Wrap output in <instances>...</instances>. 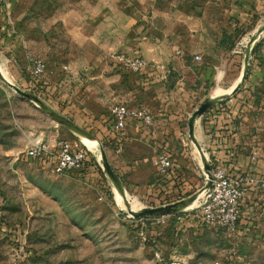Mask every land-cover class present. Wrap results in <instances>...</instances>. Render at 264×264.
I'll use <instances>...</instances> for the list:
<instances>
[{
  "label": "rangeland",
  "instance_id": "rangeland-1",
  "mask_svg": "<svg viewBox=\"0 0 264 264\" xmlns=\"http://www.w3.org/2000/svg\"><path fill=\"white\" fill-rule=\"evenodd\" d=\"M116 1L127 4L128 9L143 10L148 5L149 12H162L154 20L156 24L150 26L149 41L142 40L147 32L139 24L127 35L132 41L127 49L109 52L106 47L115 46L117 40L94 44L93 39H88L90 32L84 33L78 27L80 12L92 15L93 0H0V136L6 148L23 151L30 143L44 142L40 134L52 129L59 140L77 142L89 153L93 166L103 165L102 148L115 172L111 159L115 149L107 147L100 133L83 122L85 114L79 111L85 101L90 108L88 116L96 119L102 114L112 121V110L118 105L145 108L143 103L138 105L136 98L130 99L128 94L134 87L125 84L129 74L119 69L120 56H139L155 73L152 81L166 76L161 81L169 83L168 91L190 96L186 104L189 113L183 114L181 122V146H177L183 155L174 154L178 150L175 145L168 148L172 159L182 166L183 177L162 192L152 187L163 183L154 161L164 149H155L156 155L145 162L150 176L141 188H132L125 174L115 173L123 187L122 204L117 197L119 191L104 171L56 175L22 161V155L17 160L12 152L0 153V193L6 204L0 215V264H264V192L259 194L260 202L257 198L255 204H250L246 197L242 201L243 211H250L246 220L251 225L245 234L235 236L208 227L196 230L188 222L179 221L178 213L139 215L144 208L172 205L183 195L193 200L191 207L198 210L207 179L198 149L189 138V119L218 90H234L246 69L248 76L239 90L216 99L246 102L251 94L253 103L262 109L249 116L248 124L256 136L251 149L255 148L254 156L264 161V33L250 44L264 27V8L263 17L247 20L240 27L232 20L223 21L220 44L204 51H186L184 64L167 62L155 66L149 63L148 52L143 53L142 41L149 47L159 43L161 50L151 53L166 61L181 56L174 46L189 26L194 34L214 31L215 19L209 18L205 1ZM196 55L201 56V61H195ZM38 60L45 64L41 77L33 73ZM7 77L22 92L40 98L42 104L14 91ZM48 95L55 96L57 104L51 103ZM72 105L74 109L66 110ZM205 118L198 120V127L204 126ZM60 119H68L89 133L90 140L60 124ZM91 146L98 152H93ZM133 201L140 204V210H130Z\"/></svg>",
  "mask_w": 264,
  "mask_h": 264
},
{
  "label": "crops",
  "instance_id": "crops-1",
  "mask_svg": "<svg viewBox=\"0 0 264 264\" xmlns=\"http://www.w3.org/2000/svg\"><path fill=\"white\" fill-rule=\"evenodd\" d=\"M140 1L149 4V0ZM204 1L205 10L209 18L215 19V22L213 23L214 31L212 32V30H208L204 33L194 34L193 29L189 26L188 32L183 34L185 36H182L181 38L179 37L180 40H178L177 44L174 46V48L179 50L181 56H176L171 59L169 58V61L161 58L158 54L155 55L153 52L151 53V51L161 50L159 43H156L154 45L155 47H149L148 43L142 41L143 53L144 51L146 53L148 52L147 54L149 57L147 58L149 59V63L152 62L155 66L165 65L167 62L184 64V62H186L184 58L187 56L186 51H189L190 49L204 51L211 46L213 47L220 44V41L218 40L219 31L222 29L223 24L221 25V23H223V21L225 22L226 19H229L230 21L232 20L233 25L235 24L236 27H240L247 20L251 21L252 18L263 17L262 8H264V0ZM126 5H119L116 0H93L91 5L92 15L87 16L80 12L78 15L80 24L78 27L84 31V33L90 32L88 39H93L92 42L96 45H100L103 42L107 43V41L112 42L117 40L115 46L106 47L109 52L113 50L116 52L121 48L127 49L132 42L127 35H130L134 27L139 26V24L143 29H146L147 32L146 34H143L142 40L149 41L151 36L150 26L156 24L154 20L158 16H161L162 12L151 10L150 13L148 5H146L143 10L134 8L128 9ZM78 9L80 8L77 6V10ZM146 21L147 23H145ZM87 29L88 31H86ZM162 46H164V44ZM162 48H165V46ZM154 75L155 73H152V68L150 67L141 75L130 74L126 76L127 81L125 82V84L133 85L134 87V90L128 94L130 95V99L136 98L138 105H141L139 103H143L145 108L152 113L154 121L149 127H145L136 121L130 120L127 123L124 133L117 136L112 132V121H108L106 115L101 114L97 116L96 119L95 116H88L87 113H89L90 108L85 101L82 103L83 110L79 111L78 108L81 115H87L83 116V122L87 123L91 129H95L100 133V137L103 139V142L107 147L115 149L111 155V159H113L114 162L112 165L114 164L113 168L115 173L118 174L119 172L125 174L130 186L132 188L136 187L137 189L139 187L135 185H140L141 188L147 184L150 176V169L145 165V162L151 157V155L155 154V149L163 148L164 150L161 153L166 152L172 158L173 155L168 148L170 146H173L174 148L175 146H181V143H179V138H181V122L183 121V114L189 113V107H187L186 104L188 103V98H190V96H187L186 93L180 95L177 91H168V87H170L169 83L161 81L166 78V76H163L160 81H152L155 79ZM6 81L11 84L7 79ZM51 88L52 91L57 90L55 87ZM48 96L51 103L55 102L57 104L55 96ZM218 97L223 96L215 95L212 100L215 101ZM247 98H249V100L246 102L242 101V99H234L233 103L231 101L230 103H227L226 106H219L217 111L211 109L210 112L204 115L207 117L209 130L217 132L219 140L214 137L212 132L208 133L203 124L198 127L199 119L196 121L194 130L195 140H191L190 135L189 138L198 149L202 163L204 161H210L212 154L218 159L225 160L228 155L237 152L238 157L235 164L238 171H242V174L252 173L258 176H264V161H261L254 156V154H256L255 148L251 149V147L256 144V136L254 135L253 129H251V125L248 124L250 114L258 112L259 110L261 111L262 109L253 103L251 94L248 95ZM220 103H223V101ZM220 103L217 105H220ZM169 104H172L171 108L168 106ZM68 105H70V102H68ZM72 108L74 109L73 105L72 107L68 106L66 110ZM45 134L42 135L41 133L39 138L47 145L48 152L41 159H32L24 155L26 147L33 143L27 145L23 151L20 148L11 150V148H6L7 143L1 136L0 153L5 155L12 152V154L17 156V160H19L22 155V161L25 160L31 162L32 164L41 167L43 170L51 172V167L56 158L57 143L59 139L55 130L51 129L50 131L45 132ZM117 139H119L124 145V150L120 154L116 153ZM177 149L178 150L174 152V154L179 156L181 153L183 155L182 150L179 147H177ZM172 161L175 166V174L174 171H171L168 175L162 176L163 183L152 186L159 187L158 191L160 192L166 190L170 184L175 183V180H178V177L182 176V166H180V163H177L178 161L176 159H172ZM175 191H178V188H175ZM183 194L184 193H182V195ZM259 194L258 191L249 189L245 196L246 199H244L245 201H249L250 204H255ZM188 198L189 197L185 198L183 195V197L177 199L176 203L181 201L189 202V205H186L185 209L178 213V220L188 222L190 227L199 230L201 226H199L198 220L196 219L197 210L194 209L195 207H191L193 200H188ZM258 202H260L259 198ZM5 205V198L0 193V215L5 209ZM242 207H244V205L241 206L238 233L236 235H240L241 233L245 234L248 230L247 228L251 225V223L246 220V215H250V211L244 212ZM246 207L248 208L249 206L246 205ZM250 210H253V208L250 207Z\"/></svg>",
  "mask_w": 264,
  "mask_h": 264
},
{
  "label": "built area",
  "instance_id": "built-area-1",
  "mask_svg": "<svg viewBox=\"0 0 264 264\" xmlns=\"http://www.w3.org/2000/svg\"><path fill=\"white\" fill-rule=\"evenodd\" d=\"M195 61H201V56L196 55ZM148 68L147 61L142 57H119V69L125 74L141 75ZM43 61H35L34 75L41 77L45 73ZM111 130L117 136L124 133L128 121H136L145 127L153 124L152 113L146 108H130L125 105H118L112 110ZM124 150L123 143L117 139L116 153L120 154ZM48 152L45 143H35L24 152L26 157L41 159ZM87 152L77 143L69 140H58L55 162L51 167V172L62 175L71 171H81L86 161ZM212 165L211 160L209 161ZM154 166L160 176H166L175 170L172 158L166 152L157 156ZM206 174V173H205ZM212 185L206 190L203 202L198 207L196 219L201 227H208L218 231H223L228 235L238 233V222L241 215V203L249 189L264 192V177L246 173L235 176L228 170L211 166ZM208 180V176L206 175Z\"/></svg>",
  "mask_w": 264,
  "mask_h": 264
},
{
  "label": "water",
  "instance_id": "water-1",
  "mask_svg": "<svg viewBox=\"0 0 264 264\" xmlns=\"http://www.w3.org/2000/svg\"><path fill=\"white\" fill-rule=\"evenodd\" d=\"M264 33V27L260 30L257 31L256 35H254V37L251 39L250 44H254L256 42V40ZM246 62H248V60H246ZM248 76V69H246V71L244 72L242 79H241V83L231 92V93H236L239 88L241 87V85L244 83V81L247 79ZM11 88L16 91L18 94H20L21 96H23L25 99L31 101V102H35L39 105L42 104V101L40 100V98L28 94V93H24L22 92L19 88H17L14 84L10 85ZM230 93V94H231ZM221 102V100L216 99L215 101H211L210 99L205 100L204 103L201 104V106L192 114L190 120H189V135L191 140H195V135H194V130H195V125H196V121L198 119H200L201 117H203L205 114H207L214 106H216L217 104H219ZM50 115L53 118H57L58 115L55 113H50ZM59 123L65 126L70 127L73 131L79 133L80 135H83V137L90 139L91 136L89 135V133L81 130L78 126H76L75 124L71 123L68 119H60ZM101 159L103 161V165H101V168L103 169L104 172L107 173V176L111 179V181L113 182L116 190L120 191V193H123V187H122V183L120 182L119 178L117 177V175L115 174V172L112 170L106 154L104 152V150L101 148ZM203 169L204 172L206 173V175L208 176V180H207V184H206V190L211 188L212 185V176H211V166L208 162L204 161L203 162ZM189 205L188 201H181L169 206H165V207H161V208H156V209H147L144 208L142 209L141 212H139L140 216H155V215H166L169 213H180L185 209V206Z\"/></svg>",
  "mask_w": 264,
  "mask_h": 264
},
{
  "label": "trees",
  "instance_id": "trees-1",
  "mask_svg": "<svg viewBox=\"0 0 264 264\" xmlns=\"http://www.w3.org/2000/svg\"><path fill=\"white\" fill-rule=\"evenodd\" d=\"M227 102H223V103H220V105H217V106H214L212 108V110L214 111H217L218 107L219 106H226ZM210 112V111H209ZM204 127L206 129V131H208V133H213L214 134V137L217 138V140H219V137L218 136V133L215 132L214 130H209V125L207 124V117L205 118V124H204ZM103 141V139H102ZM237 157H238V153L237 152H234L232 155H228V157L224 160V159H218L217 157H215L213 154L211 155V163H212V168L215 169V168H218V167H222L226 170H228V172H230L231 174L235 175V176H238V175H245L246 173L242 174L241 172L242 171H238L237 168H236V160H237ZM81 171H84V172H92V171H96L97 173H104L103 170L101 169L100 166L98 165H91V159L89 157V153L87 152L86 154V161L84 163V167ZM174 174H175V171H174Z\"/></svg>",
  "mask_w": 264,
  "mask_h": 264
},
{
  "label": "bare ground",
  "instance_id": "bare-ground-1",
  "mask_svg": "<svg viewBox=\"0 0 264 264\" xmlns=\"http://www.w3.org/2000/svg\"><path fill=\"white\" fill-rule=\"evenodd\" d=\"M8 81H10L9 80V78L7 77L6 78ZM241 83V81H239V83H238V85ZM11 85V84H10ZM236 86V85H235ZM233 90L231 89V90H218L217 91V93H216V96H227V95H229L231 92H232ZM211 101H214V100H211ZM79 136V135H78ZM80 136H82V135H80ZM85 139H87V138H85ZM88 140H90V139H87L86 141H88ZM91 148V150L93 151V152H95V153H97L98 152V150H96L93 146H91L90 147ZM99 159H100V152H99ZM121 195H123L122 193H120V191L119 192H117V197H118V199H119V201H120V203H122V204H124V202H123V200H122V196ZM127 195V194H126ZM125 195V196H126ZM128 196V195H127ZM124 197V196H123ZM129 197V196H128ZM199 201V200H198ZM129 207H131L130 208V210L132 209V211L134 210V211H138V210H140L141 209V207H140V204L137 202V201H133L132 203H130V206Z\"/></svg>",
  "mask_w": 264,
  "mask_h": 264
}]
</instances>
